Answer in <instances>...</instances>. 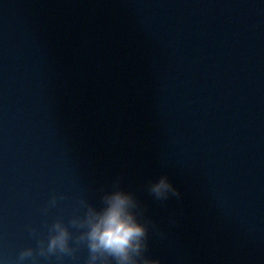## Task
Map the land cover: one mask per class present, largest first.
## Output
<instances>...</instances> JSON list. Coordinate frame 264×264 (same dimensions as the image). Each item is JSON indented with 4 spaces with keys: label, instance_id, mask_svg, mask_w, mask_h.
<instances>
[{
    "label": "water",
    "instance_id": "95a60500",
    "mask_svg": "<svg viewBox=\"0 0 264 264\" xmlns=\"http://www.w3.org/2000/svg\"><path fill=\"white\" fill-rule=\"evenodd\" d=\"M114 191L137 264H264V0H0V264H89Z\"/></svg>",
    "mask_w": 264,
    "mask_h": 264
},
{
    "label": "clouds",
    "instance_id": "9594fccd",
    "mask_svg": "<svg viewBox=\"0 0 264 264\" xmlns=\"http://www.w3.org/2000/svg\"><path fill=\"white\" fill-rule=\"evenodd\" d=\"M149 191L158 200L167 199L169 194L180 197L179 191L173 187L167 176H161L157 182L151 183ZM103 199L106 207L99 212L89 208V219L86 221L89 229L87 233L90 241L89 252L93 254L89 264L97 259L96 253L103 258L101 264H108V257L113 258L116 264H137L134 257L140 256L142 250L147 248V244L143 242L146 229L129 210L130 207L135 206L132 196L124 191H114ZM55 203L54 196L50 204L55 205ZM55 227L60 226L56 224ZM67 235V231L61 229L51 240L50 247L59 245L63 249ZM23 255L22 253L21 259ZM143 264H160V261L144 258Z\"/></svg>",
    "mask_w": 264,
    "mask_h": 264
}]
</instances>
